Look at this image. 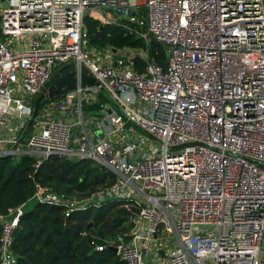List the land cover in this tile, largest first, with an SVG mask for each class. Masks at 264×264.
<instances>
[{"label": "built area", "instance_id": "built-area-1", "mask_svg": "<svg viewBox=\"0 0 264 264\" xmlns=\"http://www.w3.org/2000/svg\"><path fill=\"white\" fill-rule=\"evenodd\" d=\"M84 13L144 22L135 33L165 45V66L145 47L89 44ZM0 31V155H33L34 167L49 153L88 158L113 173L84 195L36 185L28 201L67 215L116 200L128 230L93 245L123 264H264V0H0ZM66 62L74 86L40 99L23 133ZM81 65L100 87L79 82ZM25 203L0 212V264L16 262Z\"/></svg>", "mask_w": 264, "mask_h": 264}, {"label": "trees", "instance_id": "trees-1", "mask_svg": "<svg viewBox=\"0 0 264 264\" xmlns=\"http://www.w3.org/2000/svg\"><path fill=\"white\" fill-rule=\"evenodd\" d=\"M143 8L137 16L143 20ZM83 33L87 42L96 47H145L148 56L161 66L166 64L165 45L152 37L145 44L135 30H144V22L126 17L102 21L84 13ZM132 66L142 70L144 59L132 57ZM102 99V98H100ZM84 110H94L98 104H83ZM35 157L0 155V212L6 213L21 202H27L36 185H42L63 194L84 195L113 179V173L88 158L72 159L49 153L33 166ZM22 209L13 229L11 249L15 264H123L107 246L95 249L116 233L124 234L129 226L130 212L116 207L117 201L107 199L97 206L87 205L67 215L63 205L31 201Z\"/></svg>", "mask_w": 264, "mask_h": 264}, {"label": "water", "instance_id": "water-1", "mask_svg": "<svg viewBox=\"0 0 264 264\" xmlns=\"http://www.w3.org/2000/svg\"><path fill=\"white\" fill-rule=\"evenodd\" d=\"M1 2L3 5H5V0H1ZM112 64L114 65L115 61H113ZM72 66H73V62H66L63 65H61L57 70L53 71L48 79L49 81H51V85L45 86L46 92L41 91L39 94L34 96L31 115L28 118L22 130L23 133L26 131L32 119L34 118L37 112L40 99L57 96L61 94L64 90L68 88H72L74 86L76 77L72 72L71 69ZM80 69H81V73L79 75V82L81 84H96L100 87L98 81L95 80L93 76H91L86 72V68L83 65L80 66ZM109 248L113 252L115 251L114 246H110Z\"/></svg>", "mask_w": 264, "mask_h": 264}, {"label": "rangeland", "instance_id": "rangeland-1", "mask_svg": "<svg viewBox=\"0 0 264 264\" xmlns=\"http://www.w3.org/2000/svg\"><path fill=\"white\" fill-rule=\"evenodd\" d=\"M138 1H139V0H138ZM3 36H4L3 33H1V31H0V38H3ZM31 203H32L31 201H27V202L25 203V205L23 206V208L26 207V206H30ZM116 207H118V208H121V207H122V208L126 209L125 207H123L122 205H120L119 202H117ZM131 207H132V206L128 205V208H131Z\"/></svg>", "mask_w": 264, "mask_h": 264}, {"label": "flooded vegetation", "instance_id": "flooded-vegetation-1", "mask_svg": "<svg viewBox=\"0 0 264 264\" xmlns=\"http://www.w3.org/2000/svg\"><path fill=\"white\" fill-rule=\"evenodd\" d=\"M47 85L50 86V85H51V81L48 80V81L46 82L45 86H47ZM45 86H44V88H45Z\"/></svg>", "mask_w": 264, "mask_h": 264}]
</instances>
